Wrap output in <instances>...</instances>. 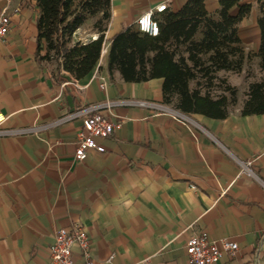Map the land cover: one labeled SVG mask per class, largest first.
Listing matches in <instances>:
<instances>
[{"label": "crops", "instance_id": "0c3cea01", "mask_svg": "<svg viewBox=\"0 0 264 264\" xmlns=\"http://www.w3.org/2000/svg\"><path fill=\"white\" fill-rule=\"evenodd\" d=\"M187 1L111 0L99 62L75 80L36 57V1L0 0L11 18L0 39V264H54L57 230L77 223L89 234L95 264H188L187 240L203 232L238 243L219 264H264V113L241 114L245 96L226 118L181 120L163 102L162 78L126 82L107 70L117 32L159 5L177 11ZM242 1L254 14L256 0ZM205 3L216 16L219 0ZM258 15L252 31L259 46ZM248 18L239 24L244 46ZM97 19L74 38L96 39ZM95 112L121 126L102 140L104 152L77 161L78 131ZM73 258L83 264L78 247Z\"/></svg>", "mask_w": 264, "mask_h": 264}, {"label": "trees", "instance_id": "16d2710c", "mask_svg": "<svg viewBox=\"0 0 264 264\" xmlns=\"http://www.w3.org/2000/svg\"><path fill=\"white\" fill-rule=\"evenodd\" d=\"M35 1L40 9L38 60L55 61L58 69L75 80L86 77L101 56L111 19V0ZM219 4L216 16L208 12L205 0H188L177 11L166 7L155 12L159 27L156 36L134 25L123 27L109 40L110 77L119 71L126 82L162 78L164 104H172L185 115L226 118L229 105L237 102V89L223 80L224 90L230 95H214L212 82L218 79L219 71L241 72L246 55L239 24L251 15L254 5L242 0H219ZM256 5L260 33L256 56L264 69V0H256ZM95 16L98 19L93 28L99 36L87 42L76 40L77 30ZM262 113L264 79L249 84L241 109L243 115Z\"/></svg>", "mask_w": 264, "mask_h": 264}, {"label": "built area", "instance_id": "2783aa9c", "mask_svg": "<svg viewBox=\"0 0 264 264\" xmlns=\"http://www.w3.org/2000/svg\"><path fill=\"white\" fill-rule=\"evenodd\" d=\"M162 4L155 10H150L141 15L136 21V28L144 33L156 36L159 33L158 22L154 18L155 12H161L166 9ZM11 25V18L8 13V7H0V39L6 37ZM101 86H106L105 79H102ZM136 103L140 106L156 107L152 101L139 100ZM169 111L175 114L178 119H187V115L180 113L174 108L167 107ZM5 120L0 115V124ZM121 122L114 121L100 112L87 114L82 123L81 129L77 134L75 149V159L84 161L88 154L96 150L104 152L106 150L103 139L108 138L113 132L120 128ZM32 130V129H31ZM249 175L254 176V172L249 168L250 162L243 163ZM75 247L80 249L83 264H95L91 252V239L86 229L80 224H74L72 227L59 228L55 234L54 242L49 247V253L54 264H76L73 258ZM239 249L236 241L225 238L214 240L206 233L194 234L190 236L186 243V253L188 264H219L223 255H234ZM113 255L110 256V259Z\"/></svg>", "mask_w": 264, "mask_h": 264}, {"label": "rangeland", "instance_id": "374dc122", "mask_svg": "<svg viewBox=\"0 0 264 264\" xmlns=\"http://www.w3.org/2000/svg\"><path fill=\"white\" fill-rule=\"evenodd\" d=\"M255 11H258V7L256 5L254 7V14ZM254 14L252 13V16H250V18H248L245 22V26H242V28L245 27L246 29V44L244 46L246 58L241 72L219 71L217 73L218 79L212 82L214 95H230L229 92L224 90L225 83H223V80H226V82L231 86L236 87L237 102L236 104L229 105V109H234L241 101L244 100L248 86L251 82L264 79V69L260 66V58L256 56L258 45L255 44L254 34L252 31L253 25L256 23ZM219 79H221V81ZM192 83L195 85L194 81Z\"/></svg>", "mask_w": 264, "mask_h": 264}]
</instances>
